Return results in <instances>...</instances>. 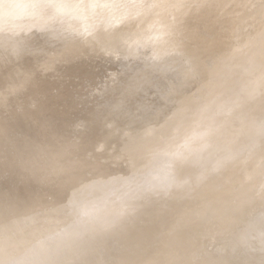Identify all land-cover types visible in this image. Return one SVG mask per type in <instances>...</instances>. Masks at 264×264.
<instances>
[{
  "label": "bare ground",
  "instance_id": "1",
  "mask_svg": "<svg viewBox=\"0 0 264 264\" xmlns=\"http://www.w3.org/2000/svg\"><path fill=\"white\" fill-rule=\"evenodd\" d=\"M23 1L16 6L15 0H0L1 23L4 16L9 19V13L17 15L22 8L24 12V6L40 11L38 16L46 13H41V0ZM52 3L57 10L70 12L75 8L70 2ZM237 3L131 0V4L145 5L162 21L163 28L168 27L165 25L170 19L172 24L176 14L179 22L165 29L162 38H153L158 50H150L145 62L147 78L133 79L128 93L151 85L152 70L165 72L181 65L186 80L162 90L157 111L162 112L174 100L176 105L162 122L144 129L152 128V134L146 130L148 136H144L143 130L130 145L131 163L126 172L80 181L69 192L66 203L55 208L50 226L11 246L10 231L17 226L12 227V221L0 225V234H6L1 238L0 264H257L254 259L231 258L251 250L264 258V194L257 213L249 218L243 214L249 207L246 205L255 201L257 189L264 186V182L260 184L264 181V0H253L255 6L245 12L248 21H244L255 24L243 33L245 38L241 34L245 48L240 50L238 42L229 52H222L231 42L233 24L228 26V21H236ZM207 16L211 19L206 20ZM41 17L47 18L45 14ZM40 19L34 26L40 34L31 42L45 31L49 39L69 35ZM7 21L9 24L3 25L10 26L11 21ZM214 44L219 50L208 53L210 61L204 57L195 60L199 52L209 51ZM230 61L232 66L228 65ZM195 77L201 79L196 91L185 94L183 87ZM182 106L193 117L176 115L178 122L172 129L171 112ZM67 169L65 175L69 178L72 171ZM191 182H195V193L185 197L187 189H193L189 188ZM146 194L150 201L142 203ZM107 196L114 198L113 203ZM193 224L200 227L181 242L183 231ZM205 231L210 233L209 241L212 232L216 235V240L212 237L216 242L207 250L203 249L205 243H198L200 239L205 241L208 232L201 236ZM32 242H37L39 248L33 249ZM9 246L18 248L19 258L5 257ZM84 255H95V259L86 260Z\"/></svg>",
  "mask_w": 264,
  "mask_h": 264
},
{
  "label": "rangeland",
  "instance_id": "2",
  "mask_svg": "<svg viewBox=\"0 0 264 264\" xmlns=\"http://www.w3.org/2000/svg\"><path fill=\"white\" fill-rule=\"evenodd\" d=\"M23 2L15 0L14 5ZM40 2L43 5L41 13L46 12L45 16L53 20L41 17L44 14L38 16L40 11L28 6L29 10L24 6V12L22 7L19 9V14L22 11L20 15L9 13L7 20L11 21L10 26H5L8 23L5 16L3 21L6 24L3 25L0 20V225L12 221V227L13 224L17 226L10 231L11 246L38 233L47 224L50 226L49 219L54 217L55 208L66 203L69 192L80 181L126 172L131 163L128 159L131 156L130 145L137 141L146 127L162 122L176 105L174 100L158 113L160 93L173 82L179 84L186 80V70L182 74L181 65L165 72L152 70L151 85L140 86L128 93L133 79L144 77L142 80H146L148 67L145 62L151 51L158 50L154 37L158 40L159 36L160 39L165 29L178 23L177 14L174 15L176 18L169 15L176 22L169 25L172 20L168 16L166 19L170 20H164L168 22L165 23L168 27L163 28L162 21L145 5L131 4V0ZM52 2H70L75 8L70 12L57 10V7H52ZM252 2L238 0L234 9L236 21H228V26L233 24L231 42L222 52H229L238 42L240 50L245 48L240 37L251 29L252 23L253 27L255 25L252 21L251 24L245 22L248 21L245 12L255 6ZM40 17L56 25L59 33L69 35L63 39H49L48 31H45L46 34L42 31L41 37L31 42L34 36L40 34L35 31ZM242 37L245 38V35ZM27 40L31 42L29 45L25 44ZM23 42L24 46H29L28 49ZM217 49V44H214L209 51L199 52L195 60L204 57L210 61L208 53ZM228 63L232 66L231 61ZM200 82V78H193L183 87V92L187 95L195 92ZM171 114L172 129L178 122L176 115L193 117L191 111L183 106ZM146 130L144 136L153 133L152 128ZM136 161L138 163L140 159ZM52 163L55 167L51 169ZM67 168L72 171L69 178L65 175ZM263 182L260 181V184ZM191 183L189 188L193 189H187L185 197L195 193V182ZM260 188L257 190L262 195L255 192L259 200L254 195L255 201L248 203L246 206L249 209L245 208L243 212L247 215L245 217H252L248 215L260 210V198L264 194V189ZM147 194L142 197V203L150 201ZM107 197L108 201H114L113 197ZM78 203L79 200L75 208ZM117 207L118 210L123 209ZM199 227L193 224L183 231L185 234L180 237L181 242ZM209 234L204 237L205 241ZM213 234L208 242L200 237L203 242L200 239L198 243H205L203 249H211L216 242V235ZM5 235L0 234V245ZM11 246L5 257L19 258L20 251ZM31 247L38 249L39 245L32 242ZM245 252L242 251L239 257H231L232 260L254 259L257 264H264L263 255L252 250ZM83 257L86 260L95 259V255Z\"/></svg>",
  "mask_w": 264,
  "mask_h": 264
}]
</instances>
